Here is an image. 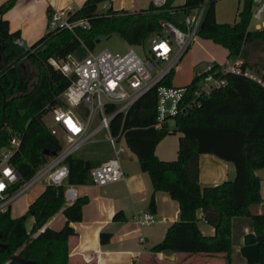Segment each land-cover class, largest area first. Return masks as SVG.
I'll return each instance as SVG.
<instances>
[{
    "label": "trees",
    "instance_id": "trees-1",
    "mask_svg": "<svg viewBox=\"0 0 264 264\" xmlns=\"http://www.w3.org/2000/svg\"><path fill=\"white\" fill-rule=\"evenodd\" d=\"M107 1L84 0L72 12V19L88 21L87 28L74 27L72 32L47 30L25 49L14 43L18 34L10 32L7 20L2 18L15 0L0 4V148L8 147L11 135H20L19 144L8 158L19 174L18 181L10 189L28 179L51 153L61 149L59 138L49 132L43 117L52 107L63 104L59 95L69 82L46 62L48 57L58 59L68 53L83 56L86 49H92L97 38L113 33L128 45H139L160 31V20L180 26L182 18L203 2L184 0L174 5L173 0H166L162 5L149 3L146 8L133 12L110 7L104 12L96 11L98 4ZM216 1L205 2L198 36L223 46L227 57L240 55L246 44L255 41L264 44V28H246L249 0H245L238 21L233 23L216 22L213 12ZM27 63L33 69L29 70ZM213 63L218 66L217 62ZM247 66V62L241 63L242 69ZM261 68L264 78V64ZM171 73L172 70L164 75L159 84L170 86ZM224 77L226 83L222 87L212 89L186 113H177L168 120L172 122V130L168 121L159 128L153 126L157 115L155 87L145 91L125 114L117 113L109 122L112 134L123 132L125 146L136 156L140 170L148 173L152 192L163 190L178 203V219L168 226L152 251L222 252L226 258L224 264H230L231 219L249 216L257 251L264 252V213H252L249 208L262 200L260 178L254 171L264 168V87L241 73L226 72ZM199 79V75H194L184 86L187 98ZM112 110L113 105L106 106L107 112ZM175 131L179 132L176 158L159 160L154 153L156 143ZM46 151L50 155H46ZM200 153H212L231 161L233 179L200 186L197 177ZM65 162L68 166L66 180L74 185L91 183L89 171L99 163L78 152L68 156ZM63 189V186L46 184L34 197L26 209V214L33 217L28 230L23 216L11 217L9 208L0 212V264H68L67 239L74 233L69 223L79 221L81 207L87 198L79 195L67 204ZM197 208L201 209L205 223L214 227L213 235L204 236L196 226ZM60 209L65 217L63 226L39 231L47 218ZM148 209L154 212L153 194ZM114 217H121V213H115ZM108 238V233L100 234L101 242Z\"/></svg>",
    "mask_w": 264,
    "mask_h": 264
},
{
    "label": "built area",
    "instance_id": "built-area-1",
    "mask_svg": "<svg viewBox=\"0 0 264 264\" xmlns=\"http://www.w3.org/2000/svg\"><path fill=\"white\" fill-rule=\"evenodd\" d=\"M166 0H150L154 6L162 5ZM190 10L181 21V25L167 20H160V31L149 36L139 45L145 44L143 55L134 49L124 54H113L108 48L93 51L86 49V54L76 56L72 53L63 58L48 57L46 62L53 69L60 71L68 84L59 97L63 100L60 106L52 107L46 113L50 115V123L46 124L49 132L57 136L60 134V150L47 157L45 162L28 179L10 189L19 179L14 165L8 161L12 150L20 141L19 134L11 135L8 147H3L0 155V212L9 208L18 196L24 194L37 182L63 186L65 202L72 203L79 194L76 185L69 183L66 178L68 166L65 162L68 156L78 152L85 144L93 141V136L103 131L104 141L110 146V156L89 171L92 184L105 185L122 177L120 158L127 147L124 144L123 132L120 130L112 134L109 130L110 120L117 114H125L126 110L137 101L142 94L155 87L157 103L154 127L159 128L177 113H186L198 103L199 98L215 88L226 83V72L243 74L259 82L264 87V78L254 75L246 68H241L239 55L228 56L223 63L214 66V61L206 64V68L199 75L195 87L187 98L184 86H165L159 82L178 63L179 58L188 50L195 40L198 25L203 16L205 2ZM245 0H242V5ZM249 19L246 28L249 30L263 29L264 0H249ZM104 8L106 3L101 4ZM238 10L239 13L242 8ZM69 7L48 11L46 27L50 31L74 27L87 28L86 19L71 18ZM238 21V20H237ZM252 25V26H251ZM14 43L23 48L24 42L15 38ZM113 105V110L107 112L106 106ZM45 113V114H46ZM132 220L138 225L151 224L155 221L154 214L148 211L134 213Z\"/></svg>",
    "mask_w": 264,
    "mask_h": 264
},
{
    "label": "crops",
    "instance_id": "crops-1",
    "mask_svg": "<svg viewBox=\"0 0 264 264\" xmlns=\"http://www.w3.org/2000/svg\"><path fill=\"white\" fill-rule=\"evenodd\" d=\"M3 1L5 0H0V4ZM83 1L15 0L14 4L2 15V18L7 20L9 31H16L18 38L22 39L24 44L29 45L42 36L48 11L69 7L73 12ZM172 2L174 5H180L175 4L174 0ZM75 3L78 6H75ZM149 3L150 0H109L104 8L110 7L113 10L120 11L124 9L133 12L138 11L140 8H146ZM15 15H27L28 20L26 19L22 25L14 24L13 17ZM192 43L188 48L191 54L196 50ZM225 51L226 55L223 61H211L223 63L227 58V50L225 49ZM239 58L242 62H247L246 69L249 72L255 76L262 75L263 48L250 47L249 51L243 48ZM198 73L201 72L196 71L193 76ZM178 135L166 134L156 143L154 153L159 160H173L176 158ZM89 143L85 144V147L82 146L78 153L93 162H100V160L92 157L86 149V145ZM109 156L110 151L108 149L106 158ZM197 160V177L200 186L219 184L234 177V165L231 161L222 160L212 153H200ZM120 162L122 170L120 179L105 185H94L92 183L76 185L78 194L86 196L87 202L81 207L82 214L79 221L69 223L74 233L67 239L68 264L179 262L186 264H224L226 262L225 254L222 252L186 253L174 252L168 249L152 251L151 248L162 239L168 226L178 219V203L163 190L152 192L148 173L140 170L136 156L129 148L121 155ZM254 174L260 178L259 191L262 200L257 204L250 205L249 208L252 213L260 214L264 213V168L255 170ZM44 187H42V190ZM42 190L40 189L27 197L24 204L25 209ZM151 194L154 197V212L148 209ZM195 210L196 226H198L200 232L204 236L213 235L214 227L208 225L202 219L201 209L197 208ZM145 211L153 213L155 221L151 224L138 226L132 220V215ZM117 212L121 213V217H114ZM11 217L17 216L11 215ZM64 222L65 217L60 209L47 218L39 231L47 227L57 230L63 226ZM230 225V264H264V252L259 253L257 251L250 217H233ZM101 233L109 234L106 242L100 241ZM36 234L37 232L34 233V235Z\"/></svg>",
    "mask_w": 264,
    "mask_h": 264
},
{
    "label": "rangeland",
    "instance_id": "rangeland-1",
    "mask_svg": "<svg viewBox=\"0 0 264 264\" xmlns=\"http://www.w3.org/2000/svg\"><path fill=\"white\" fill-rule=\"evenodd\" d=\"M184 0H174L175 4H182ZM242 5V0H217L213 6V12L216 22H225V23H233L238 20V10ZM75 6H78L75 3ZM81 6V5H80ZM78 6L77 8H79ZM106 8H103L100 4L97 5L96 11L104 12ZM14 24L22 25L25 20H28L27 15H15L14 17ZM264 20V16L262 18ZM252 26V25H251ZM47 31V27L45 24L44 32ZM43 32V34H44ZM42 34V35H43ZM193 46L196 47V50L190 52L187 50L177 61L178 63L174 66L171 73V86H185L190 83L194 72H202L206 68V64L208 61L215 60L218 62L223 61L226 51L223 46H220L209 38H203L198 36L193 41ZM30 45V44H29ZM27 43L24 44V49L29 46ZM250 47H261L264 50V44L258 43L255 41L254 43H249L244 46L246 51L250 50ZM108 48L113 54L122 55L124 52L128 51L129 49H134L139 55L144 54V50L146 45L143 44L139 47L128 45L125 41H123L117 34L113 33L107 37L103 36L100 38V41L95 42L94 46L92 47L93 51H98L100 49ZM243 52V51H242ZM264 62L261 64L263 65ZM27 67L29 70L33 69V66L27 63ZM44 123H50V115L47 113L44 114L43 117ZM169 128L172 130V122H167ZM169 135L179 134L178 131L174 133H168ZM58 137L61 139L60 134ZM105 133L100 131L93 136V141L86 145V149L88 150L89 154L92 157L102 161L106 158L107 150L110 151V146L104 141ZM85 147V146H84ZM3 149L0 148V155L2 154ZM123 154V153H122ZM45 184L43 181L37 182V184L33 185L26 191L24 194L18 196L10 205L9 207V215H16L24 217V226L26 230L30 228L32 222V216L26 214L25 209V201H27V197L30 196L32 193L42 190Z\"/></svg>",
    "mask_w": 264,
    "mask_h": 264
},
{
    "label": "water",
    "instance_id": "water-1",
    "mask_svg": "<svg viewBox=\"0 0 264 264\" xmlns=\"http://www.w3.org/2000/svg\"><path fill=\"white\" fill-rule=\"evenodd\" d=\"M98 41H100V38H97L96 40H95V42H98ZM55 152H53V153H51V154H54ZM45 154L46 155H50L47 151L45 152Z\"/></svg>",
    "mask_w": 264,
    "mask_h": 264
}]
</instances>
